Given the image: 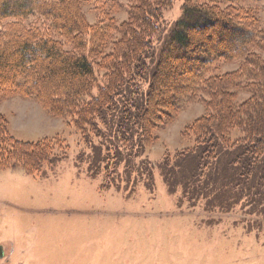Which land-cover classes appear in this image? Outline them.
<instances>
[{"label": "trees", "instance_id": "obj_1", "mask_svg": "<svg viewBox=\"0 0 264 264\" xmlns=\"http://www.w3.org/2000/svg\"><path fill=\"white\" fill-rule=\"evenodd\" d=\"M168 1L131 0L119 23L113 0H0V105L35 99L83 137L89 153L79 159L92 174L123 179L152 175L145 156L156 132L201 104L181 134L193 146L160 167L165 182L225 210L264 205V30L240 18L250 10L240 0H184L168 33ZM57 146L15 140L0 114V170L35 174Z\"/></svg>", "mask_w": 264, "mask_h": 264}, {"label": "rangeland", "instance_id": "obj_2", "mask_svg": "<svg viewBox=\"0 0 264 264\" xmlns=\"http://www.w3.org/2000/svg\"><path fill=\"white\" fill-rule=\"evenodd\" d=\"M113 1L124 11L115 14L120 23L131 0ZM183 3L169 0L163 7L166 32L180 20ZM236 5L250 9L240 16L246 24L264 30V0ZM236 67L224 64L222 71ZM203 113L201 104H189L156 132L145 156L152 175L129 172L115 179L103 170L92 174L86 158L80 162L79 154L89 150L73 126L50 116L35 99H6L0 114L15 140L59 139L62 148L35 174L14 165L0 170V242L10 241L22 264H264V205L239 202L225 210L185 193L179 180L169 187L161 175L167 156L193 146L181 134ZM174 164L165 169L169 174Z\"/></svg>", "mask_w": 264, "mask_h": 264}, {"label": "flooded vegetation", "instance_id": "obj_3", "mask_svg": "<svg viewBox=\"0 0 264 264\" xmlns=\"http://www.w3.org/2000/svg\"><path fill=\"white\" fill-rule=\"evenodd\" d=\"M9 245H8V243ZM0 242V264H22V255L16 257L10 241ZM32 264H37L33 261Z\"/></svg>", "mask_w": 264, "mask_h": 264}]
</instances>
